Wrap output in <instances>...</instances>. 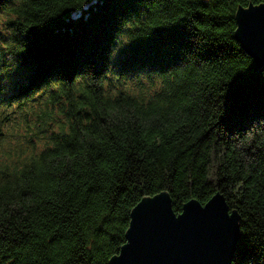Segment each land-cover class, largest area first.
Returning <instances> with one entry per match:
<instances>
[{"label":"trees","instance_id":"trees-1","mask_svg":"<svg viewBox=\"0 0 264 264\" xmlns=\"http://www.w3.org/2000/svg\"><path fill=\"white\" fill-rule=\"evenodd\" d=\"M250 5L0 0V264H109L161 192L177 215L218 192L231 264L264 260V65L235 35Z\"/></svg>","mask_w":264,"mask_h":264},{"label":"water","instance_id":"water-1","mask_svg":"<svg viewBox=\"0 0 264 264\" xmlns=\"http://www.w3.org/2000/svg\"><path fill=\"white\" fill-rule=\"evenodd\" d=\"M235 35L253 58L264 65V5L240 8ZM131 211L127 241L109 264H231L238 245V214L218 192L204 205L183 204L177 215L164 192L143 198Z\"/></svg>","mask_w":264,"mask_h":264},{"label":"clouds","instance_id":"clouds-1","mask_svg":"<svg viewBox=\"0 0 264 264\" xmlns=\"http://www.w3.org/2000/svg\"><path fill=\"white\" fill-rule=\"evenodd\" d=\"M22 43H23V41H22ZM0 51H2V50H0ZM9 57H4V59L3 60H0V65H2L3 67H8V61H9ZM14 71H12V72H9L6 76H4V77H2L3 78V81L5 82L4 83V85H8L9 83H10V80L8 79V77H9V75L11 74V73H13ZM254 245V244H253ZM256 246H258V247H260V249L262 250V251H264V247H262L261 245H259V244H255ZM260 264H264V260H262L261 262H260Z\"/></svg>","mask_w":264,"mask_h":264}]
</instances>
